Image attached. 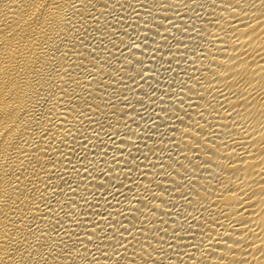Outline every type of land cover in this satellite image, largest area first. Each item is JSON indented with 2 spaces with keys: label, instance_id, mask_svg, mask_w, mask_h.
Instances as JSON below:
<instances>
[{
  "label": "bare ground",
  "instance_id": "6f19581e",
  "mask_svg": "<svg viewBox=\"0 0 264 264\" xmlns=\"http://www.w3.org/2000/svg\"><path fill=\"white\" fill-rule=\"evenodd\" d=\"M0 264H264V0H0Z\"/></svg>",
  "mask_w": 264,
  "mask_h": 264
},
{
  "label": "rangeland",
  "instance_id": "374dc122",
  "mask_svg": "<svg viewBox=\"0 0 264 264\" xmlns=\"http://www.w3.org/2000/svg\"><path fill=\"white\" fill-rule=\"evenodd\" d=\"M157 62H158V63H157ZM157 62L155 61V63H154V69L156 68V71H157L158 68H160L159 66L161 65V64H160L161 60H159V61L157 60ZM161 63H162V68L159 69L158 72L160 73V70H161L162 73H160V76L158 75L159 73H157V75H158V76H157L158 79H157V78L155 79L156 82L154 81V83H153L154 85H153V86L150 85V84H149L150 86L148 85V88H150V87L152 86V87L150 88V89H152V90L148 89L147 86H145V90L147 89L146 92H147L148 94H152V93H153L154 95H156L157 93H158L157 95L162 94L163 92H162V90L160 89V87H161V86H162V87H166V86L168 85V83H169V80H168L169 78H167L168 76H164V77H165V78H164V77H162V75H165V74H163V73H165V72L167 73L168 69H169L168 72H170V70L173 71L172 69H174V68H173V66H171L172 63H171V62H170V63L168 62V65L165 64L164 62H161ZM163 63H164V64H163ZM166 63H167V62H166ZM157 64H160V65L158 66ZM155 65H156V67H155ZM163 65H164V66H167L166 69H163ZM169 66H170L171 68H170ZM165 70H166V71H165ZM166 75H168V74H166ZM160 77H161V78H160ZM166 78H167V79H166ZM164 79H165L167 82H166ZM160 80H161V81H160ZM162 81H163V82L165 81V82L167 83V85H163V84H165V82L163 83ZM157 82H158V85H161V84H162V85L159 87V86L157 85ZM160 83H161V84H160ZM155 85H156L157 87H156ZM153 87H154V88H153ZM149 90H150V91H149ZM154 90H156V92H155ZM158 91H159V92H158ZM149 92H150V93H149ZM153 94H152V95H153ZM145 105H146V104H145ZM143 106H144V104H143ZM145 109H146V108H145Z\"/></svg>",
  "mask_w": 264,
  "mask_h": 264
}]
</instances>
